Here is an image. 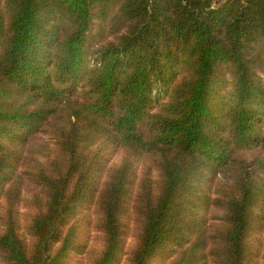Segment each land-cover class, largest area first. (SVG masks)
<instances>
[{"label": "trees", "instance_id": "trees-1", "mask_svg": "<svg viewBox=\"0 0 264 264\" xmlns=\"http://www.w3.org/2000/svg\"><path fill=\"white\" fill-rule=\"evenodd\" d=\"M0 264H264V0H0Z\"/></svg>", "mask_w": 264, "mask_h": 264}, {"label": "rangeland", "instance_id": "rangeland-1", "mask_svg": "<svg viewBox=\"0 0 264 264\" xmlns=\"http://www.w3.org/2000/svg\"><path fill=\"white\" fill-rule=\"evenodd\" d=\"M101 23L98 19H94L93 20V24H92V34L95 36L94 37V40L95 42H98L99 40H102V35L104 33H101L100 30H101ZM101 33V34H100ZM104 36H108V33L105 32V35ZM85 263H86V260H85Z\"/></svg>", "mask_w": 264, "mask_h": 264}]
</instances>
